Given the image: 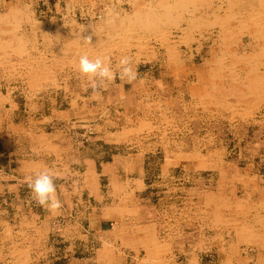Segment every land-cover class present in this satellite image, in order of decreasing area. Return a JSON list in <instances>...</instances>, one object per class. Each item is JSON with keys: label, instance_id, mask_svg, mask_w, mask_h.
<instances>
[{"label": "rangeland", "instance_id": "obj_1", "mask_svg": "<svg viewBox=\"0 0 264 264\" xmlns=\"http://www.w3.org/2000/svg\"><path fill=\"white\" fill-rule=\"evenodd\" d=\"M201 1L0 0V264H264V0Z\"/></svg>", "mask_w": 264, "mask_h": 264}, {"label": "clouds", "instance_id": "obj_2", "mask_svg": "<svg viewBox=\"0 0 264 264\" xmlns=\"http://www.w3.org/2000/svg\"><path fill=\"white\" fill-rule=\"evenodd\" d=\"M85 40L91 43V37H87ZM105 61L104 57L97 56L91 59L88 54H83L75 64V70L81 76L88 78L89 87L94 95H97L99 89L105 86V81H114L117 75L120 80H126L129 83L136 80L138 73L131 66L129 57L124 56L119 60L118 73L113 72ZM57 178L58 176L47 169L37 172L34 177L26 178L32 198L37 204L47 207L51 212H57L62 208V202L57 196L55 185Z\"/></svg>", "mask_w": 264, "mask_h": 264}, {"label": "bare ground", "instance_id": "obj_3", "mask_svg": "<svg viewBox=\"0 0 264 264\" xmlns=\"http://www.w3.org/2000/svg\"><path fill=\"white\" fill-rule=\"evenodd\" d=\"M201 1V0H200ZM233 1V0H232ZM241 1V0H240ZM195 2H199V0L197 1V0H173V5L172 6H174L175 7V9H176V7H182V8H186V6L188 5V4H190V6H191V8H193L192 7V5H194L193 3H195ZM202 2V1H201ZM201 2H199L200 4H201ZM206 2H208V1H206ZM221 2V1H220ZM248 2V1H247ZM205 3V2H204ZM230 3H233V2H231V0H230ZM236 3H238V2H236ZM242 3V2H241ZM249 3V2H248ZM259 3V2H258ZM243 5H245L246 3L244 2V3H242ZM241 4V5H242ZM252 4V3H251ZM139 5V4H138ZM162 5V4H161ZM167 5V4H166ZM236 5V4H235ZM218 6H220V5H218ZM240 7V6H239ZM166 8V7H165ZM113 9V8H112ZM141 9V8H140ZM167 9V8H166ZM171 9V8H170ZM174 9V10H175ZM188 8H186V10H187ZM194 9V8H193ZM192 9V10H193ZM144 10V9H143ZM251 10V9H250ZM110 11H111V8H110ZM135 11V10H134ZM169 11V10H168ZM238 11V10H237ZM170 12V11H169ZM168 12V13H169ZM192 12V11H191ZM13 13H15V12H13ZM109 13V12H108ZM112 13V12H111ZM139 13V12H138ZM138 13H137V15H135L136 17H137V19L138 18H141L142 20H143V23H142V26L145 28V29H151V28H153L154 29V27H157V25L158 24H156V22H157V20H159V19H157V18H155L152 14H153V12H150V11H143L142 12V14H139L138 15ZM165 13V12H164ZM186 13H188V14H190L189 13V11L187 12L186 11ZM191 14H193V13H191ZM4 15V14H3ZM22 15V14H21ZM131 15V14H130ZM164 15V14H163ZM168 15V14H167ZM5 16V15H4ZM19 16H20V13H19ZM194 16V15H193ZM264 16V15H263ZM1 17V16H0ZM8 17V16H7ZM12 17H15V16H12ZM110 17V16H109ZM189 17V16H188ZM192 17V16H191ZM16 18V17H15ZM112 18V17H111ZM201 18V17H200ZM13 19V18H12ZM18 19V18H17ZM17 19H15V20H17ZM191 19V18H190ZM192 19H194V18H192ZM192 19H191V22H192ZM195 19H197V18H195ZM198 19H199V17H198ZM3 20V19H2ZM8 20V19H7ZM122 19L120 18V21H121ZM214 20V19H213ZM258 20V19H257ZM109 21H112V20H109ZM194 21V20H193ZM198 21V20H197ZM201 21V20H200ZM1 22V21H0ZM7 22V21H6ZM190 22V21H189ZM188 22V23H189ZM140 23V22H139ZM158 23V22H157ZM262 23V22H261ZM109 24V23H108ZM112 24H114L113 23V21H112ZM120 24V23H119ZM207 24V23H206ZM213 24V23H212ZM165 25H167V24H165ZM208 25H209V23H208ZM167 26H169V24L167 25ZM166 26V27H167ZM199 26V25H198ZM117 28V27H116ZM152 29V30H153ZM160 29V28H159ZM179 30V29H178ZM108 31V30H107ZM106 31V32H107ZM108 33V32H107ZM195 33V32H194ZM116 34H117V32H116ZM166 34V33H165ZM122 35V34H121ZM251 35H253V37H256L259 41H260V39L262 40L263 39V37L264 36H262V34L261 33H258L257 35H255V34H251ZM123 36V35H122ZM155 37V36H154ZM79 38V37H78ZM113 37H111V39H112ZM130 38V37H129ZM140 39V38H139ZM160 39V38H159ZM168 39V38H167ZM194 39V38H193ZM254 39V38H253ZM252 39V40H253ZM72 40V39H71ZM145 40V39H144ZM74 41V40H73ZM122 41H123V39H122ZM133 44V43H132ZM72 45V44H71ZM104 46V45H103ZM261 47V48H263L264 47V43L262 42H254V41H251V40H249V41H247V43H241V47L242 48H249V49H257L258 47ZM68 47V46H67ZM134 47V46H133ZM70 48V47H69ZM110 50V49H109ZM82 51V50H81ZM81 52H79V54H80ZM86 54H87V51H86ZM258 54V53H257ZM65 55V54H64ZM80 56V55H79ZM94 56V55H93ZM63 58V57H62ZM90 58V57H89ZM91 58H92V56H91ZM74 60V59H73ZM221 61V60H220ZM3 62V61H2ZM22 63V62H21ZM31 63V62H30ZM66 63V62H65ZM64 63V64H65ZM77 63V62H76ZM220 63V62H219ZM11 69V68H10ZM233 69V68H232ZM264 72V71H263ZM261 76H263V75H261ZM256 80V79H255ZM260 80V79H259ZM262 84V83H261ZM264 84V83H263ZM253 85V84H252ZM260 85V84H259ZM249 86H250V84H249ZM261 90V89H260ZM245 94V93H244ZM167 111V110H166ZM164 113V112H163ZM230 113V112H229ZM154 260V259H153Z\"/></svg>", "mask_w": 264, "mask_h": 264}, {"label": "crops", "instance_id": "obj_4", "mask_svg": "<svg viewBox=\"0 0 264 264\" xmlns=\"http://www.w3.org/2000/svg\"><path fill=\"white\" fill-rule=\"evenodd\" d=\"M98 230H99V231H104V229H101L100 222H99V224H98ZM96 231H97V230H96Z\"/></svg>", "mask_w": 264, "mask_h": 264}]
</instances>
